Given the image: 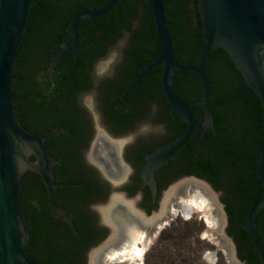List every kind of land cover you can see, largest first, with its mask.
<instances>
[{
  "label": "flooded vegetation",
  "instance_id": "flooded-vegetation-1",
  "mask_svg": "<svg viewBox=\"0 0 264 264\" xmlns=\"http://www.w3.org/2000/svg\"><path fill=\"white\" fill-rule=\"evenodd\" d=\"M109 1L44 0V3L50 12L60 14V11H64V8L72 4H76L79 8L87 7L79 10L77 12L79 13L101 9ZM30 2L33 4L32 8L39 6L37 0ZM186 7L188 13L185 17L184 33L181 32L176 36L171 29V21H167L168 30L170 28L173 32L169 30L175 52L179 51L181 38H189L195 23L189 14L190 3ZM56 14L50 16V22L40 24L34 36L46 37L58 31L61 18ZM108 15L109 13L104 16L108 19ZM101 17L93 21L83 18L78 21L76 52L64 55L52 71L49 70L51 58L62 49L63 43L69 45L72 41L69 35L71 19L57 49L51 50L45 72L36 70L39 67L38 62H41L47 53L45 49L32 52V57H35L33 69H26L21 57L15 64L13 83L15 99L21 98L24 92V77H29L34 92H37L31 97L32 104L36 105L41 98L46 101V113L49 117L42 118L34 110L33 127L41 130L42 126H47L51 127L49 132L60 131L58 136L46 140V146L57 162L53 166V181L58 185L54 189V196L56 205L63 211L57 216L53 215L48 205L46 188L35 173L33 175L38 178L44 192H38L33 180H27L26 185L30 188L20 196L27 221L31 217L39 219L47 215L64 231L59 245H54L50 241L47 245L38 248V253L40 255L48 253L54 261H64L68 264H92L93 254L97 252L95 264H133L131 256L112 255L115 249L124 243L125 225H135L138 230L145 232V243L149 239V243L146 244V254L149 245L160 230L179 213L173 214L172 203L169 202L162 210L165 195L174 184L196 179L208 183L220 193V201L224 204L227 214L225 231L235 245L238 258L249 264L241 259L238 250L240 235L246 233L242 228L244 218L243 221L236 218L241 215L240 202L237 197L226 193L223 189L225 186L222 184L221 176L216 182L211 181L213 162L217 161L220 164V169L216 166L217 173H220L224 165L221 163L225 162L222 158L216 160L213 156L215 142L220 147H225L218 133V139L207 133L202 140V134L194 129L189 141L179 150L176 157L153 172L154 190L148 184V178L143 177L146 156L158 147L173 142L184 132L186 124L172 111L164 95L160 82L162 64L150 70L141 79L138 87L125 91L145 66L150 64L152 57L155 58L159 54L154 55L147 48L138 51L131 47L136 39L134 36L138 25L136 20V26L131 27L132 32L122 31L114 41L105 39L103 29L98 27L97 22ZM42 29H45L46 33L44 30L42 32ZM125 33L127 37L124 44L118 48L116 63L108 75L101 76L102 61ZM139 41L142 46H147V42L142 38H139ZM178 73L177 71L172 85L173 92L185 102L200 101L202 94L197 75L192 73L197 79V84L183 80L182 86H179ZM207 74L212 84L211 110L214 128L230 130L232 136H237L242 121L238 112L232 110L226 101L227 82L223 77H219L217 71L213 74L207 71ZM191 110L195 120L201 123L204 117L203 110L196 106H192ZM214 112L219 114L218 118L215 117ZM53 117L58 119V123L61 124L59 127L52 125ZM150 123L157 126L156 132L152 135L144 129V126ZM184 193L185 189L179 194L184 195ZM114 198L129 204L132 212L127 211L123 206L112 210L111 221L118 227L119 238L110 247L108 242L113 234V228L106 222L103 211ZM227 206H230V212L227 211ZM231 215L235 220L233 224ZM139 218L152 222L144 225ZM256 222L259 241L264 249V223L260 224L257 219ZM246 235L248 236L247 233ZM244 243L247 244L248 250L243 255L248 251L251 255H255L251 252L249 236ZM139 247H142V242H137L136 248ZM258 262L251 264H261L259 259ZM47 264L51 263L47 262Z\"/></svg>",
  "mask_w": 264,
  "mask_h": 264
},
{
  "label": "water",
  "instance_id": "water-1",
  "mask_svg": "<svg viewBox=\"0 0 264 264\" xmlns=\"http://www.w3.org/2000/svg\"><path fill=\"white\" fill-rule=\"evenodd\" d=\"M117 2L118 0H110L101 9L80 11L72 17L69 23L72 41L69 45L63 43L62 49L51 58L50 71L64 55L76 52L78 21L82 18L93 21L104 16ZM150 2L154 35L161 51L157 57H152L150 64L145 66L125 91L138 87L141 79L150 70L162 64L160 82L164 95L172 111L185 122L186 128L173 142L158 147L146 156L142 175L145 179L148 178L147 182L154 190L153 172L176 157L179 150L189 141L194 129L202 134V140L207 133L218 139L211 110L213 95L207 63L212 50L222 49L240 73L247 88L256 94L261 106L258 165L254 179L261 184L262 192L247 209L242 228L249 236L251 252L264 264V252L256 222L258 215L264 212V0H197L203 47L196 65L183 64L175 55L166 21L165 0ZM32 7L30 0H0V264H47L37 260L27 248L30 232L20 203L21 180L26 172L35 173L40 177L46 188L48 205L53 215L57 216L63 211L56 205L54 196V189L58 185L53 181V166L57 162L46 146V140L58 136L60 131L53 130L40 135L29 132L18 121L14 106L13 71L19 59L18 50ZM177 71L197 75L202 94L200 101L188 103L173 92L172 85ZM192 106L203 110L201 123L195 120ZM191 180L203 184L215 197L222 215L219 232L231 249L232 261L246 264L238 258L235 245L225 231L227 214L224 204L220 201V193L204 181ZM69 224L72 227L70 222ZM213 230L206 229L205 233L210 234ZM216 250H219L218 247Z\"/></svg>",
  "mask_w": 264,
  "mask_h": 264
},
{
  "label": "trees",
  "instance_id": "trees-1",
  "mask_svg": "<svg viewBox=\"0 0 264 264\" xmlns=\"http://www.w3.org/2000/svg\"><path fill=\"white\" fill-rule=\"evenodd\" d=\"M33 1V0H31ZM165 10L167 13L166 21H171L172 31L177 36L181 32H185V17L187 16L186 5L190 3L191 8L189 14H191L194 25L191 28V34L189 38H181L179 43V51L175 52L176 57L180 62L187 65H196L199 59V52L203 47L202 39V24L199 20L197 13V0H165ZM39 6L29 10L28 22L26 24V32L23 34V40L18 50V57H21V62L24 60L26 69L34 68V59L32 52H38L39 49L47 50L46 55L41 62H38L39 67L37 71L47 69L49 64V55L52 49H57L58 43L62 37L65 36L67 30V23L70 21L73 14L77 13L81 9H86V6L78 7L76 4H72L64 8V11H60V14L53 13L46 7L44 0H37ZM98 8V7H97ZM95 8V9H97ZM59 15L60 27L58 31L52 32L46 37L34 36V33L40 24L50 22V16ZM133 20L138 22L137 29L134 36H136L135 42L132 43V48L138 51H142L147 48L154 55H158L161 48L157 39L154 37V24L152 21V11L149 0H121L117 6L113 8L108 15V19L104 16L98 19V27L103 29V37L108 40H116L122 31L132 32L131 28ZM169 28V30L171 31ZM46 33L45 29L42 32ZM171 31V33H173ZM139 38H142L147 42V46L144 47L140 44ZM138 39V40H137ZM137 40V41H136ZM37 61V60H36ZM20 63V62H19ZM15 68V67H14ZM207 71L213 74L216 71L219 72V77H223L226 83L225 97L229 107L232 110L238 112L242 121L237 136H232L230 130L216 127L219 139L225 144V147H220L216 142L213 145V156L217 160L222 158L225 162L220 170V173L215 172L216 166L220 164L216 161L212 165V177L211 181L216 182L220 176L223 178L222 188L228 194H233L240 202L241 215L236 217L243 221L244 214L249 208L250 204L261 194L262 186L258 181H255V168L258 165L257 147L260 143L258 138V132L261 126V106L258 97L247 85L240 73L235 69L232 61L225 51L222 49H214L210 52V58L207 63ZM180 74L177 77L179 86H182L183 80H187L193 83H198L195 76L190 72L178 71ZM182 75V76H181ZM15 77L13 71V78ZM215 78V77H214ZM212 78V79H214ZM24 92L21 98L15 99L14 106L16 109L17 119L26 130L37 135L49 132L51 127L42 126V129L37 130L33 127L32 118L33 111L35 110L42 118L48 116L46 109V101L41 98L39 103L33 105L31 97L37 92H34L33 83L29 77H24ZM14 83V80H13ZM213 95V94H212ZM217 95V94H215ZM40 96V95H39ZM215 113V112H214ZM219 114L215 113V117L218 118ZM49 117V116H48ZM58 117V116H56ZM50 122V120H49ZM53 126L59 127L58 119L53 117L51 119ZM51 125V124H50ZM57 157H60L57 155ZM220 169V168H219ZM27 180H33V183L37 187L38 192H44L41 189L38 178L31 172H26L21 180V195H24L30 188L26 185ZM242 202V203H241ZM227 211L230 212V206H227ZM234 216L231 215L232 224L235 222ZM260 224L264 223V212L260 213L257 217ZM30 239L27 244V248L32 252L33 256L44 263L50 262L51 264H68L64 261H54L50 254L40 255L38 248L47 245L50 241L52 244H60L62 241L64 231L58 227V225L51 221V219L45 215L42 218L31 217L29 221H26ZM232 234L231 231H229ZM248 240L246 233H242L239 238V256L241 259L246 260L249 264L259 263L256 255H251L250 251L246 255L244 252L248 250L247 244L244 243ZM264 251V249H263Z\"/></svg>",
  "mask_w": 264,
  "mask_h": 264
},
{
  "label": "rangeland",
  "instance_id": "rangeland-1",
  "mask_svg": "<svg viewBox=\"0 0 264 264\" xmlns=\"http://www.w3.org/2000/svg\"><path fill=\"white\" fill-rule=\"evenodd\" d=\"M137 22H132V27ZM125 33L118 43L102 61L101 76L109 74L118 59V48L124 44ZM149 135L156 132L157 126L152 123L144 126ZM176 215V214H175ZM210 217L206 211L200 212L193 208L188 218L177 213L175 218L156 235L143 258L136 260L138 264H230L225 252L216 250V244L206 229H213L209 224ZM207 225V228H206ZM141 248V247H139ZM215 252L214 261L210 262L207 254ZM143 259V260H142Z\"/></svg>",
  "mask_w": 264,
  "mask_h": 264
},
{
  "label": "bare ground",
  "instance_id": "bare-ground-1",
  "mask_svg": "<svg viewBox=\"0 0 264 264\" xmlns=\"http://www.w3.org/2000/svg\"><path fill=\"white\" fill-rule=\"evenodd\" d=\"M185 189V193L179 194L180 191ZM172 203L171 210L173 214L177 212L181 213L183 216L188 218L192 213V209L195 208L200 212L206 211L207 215L210 217L209 224L213 227V231L209 234L211 239L214 241L218 249H221L225 252L227 259L230 264H237L232 261L231 258V249L228 243L221 237L219 229L222 223V215L219 210V207L215 201V197L209 190L201 183L196 181H184L180 184H177L169 190V192L165 195L162 210L166 203ZM118 206H123L127 211L132 212V207L129 204H126L119 198H114L111 204L106 207L103 211L104 218L106 222H108L113 228V234L109 239L108 246H112L115 242H117L119 238V230L116 224L111 221V213L112 210ZM142 224L146 225L152 222V220H144L139 218ZM154 220V219H153ZM162 227V226H161ZM212 230V229H210ZM124 243L113 252L112 255L117 254L119 257H128L131 256V260L133 264H137L135 261L139 260L146 250V244L149 243V239L145 243V232L138 230L135 225L127 224L124 227ZM148 238V237H147ZM137 242H142V247L137 249ZM97 252L93 254L92 264H95V256ZM110 255V257L112 256ZM207 258L210 259V262L214 261V253H208Z\"/></svg>",
  "mask_w": 264,
  "mask_h": 264
}]
</instances>
